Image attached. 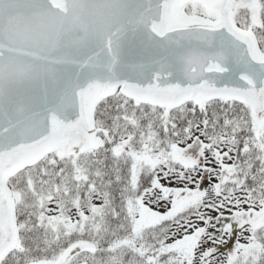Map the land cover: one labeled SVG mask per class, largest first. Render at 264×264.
Returning a JSON list of instances; mask_svg holds the SVG:
<instances>
[{"label": "snow or ice", "instance_id": "1", "mask_svg": "<svg viewBox=\"0 0 264 264\" xmlns=\"http://www.w3.org/2000/svg\"><path fill=\"white\" fill-rule=\"evenodd\" d=\"M0 264H264V0H0Z\"/></svg>", "mask_w": 264, "mask_h": 264}]
</instances>
